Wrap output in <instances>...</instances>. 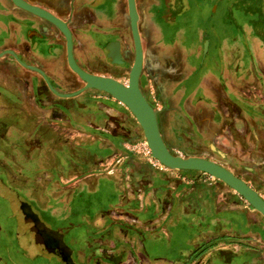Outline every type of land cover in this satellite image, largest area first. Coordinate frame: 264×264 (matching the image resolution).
Instances as JSON below:
<instances>
[{"label": "flooded vegetation", "instance_id": "obj_1", "mask_svg": "<svg viewBox=\"0 0 264 264\" xmlns=\"http://www.w3.org/2000/svg\"><path fill=\"white\" fill-rule=\"evenodd\" d=\"M8 1L28 30L18 37L10 30L1 33L0 54L12 51L41 72L23 66L14 54L0 57V203L5 207L0 209V264H164L152 257L147 247L152 240L116 250L104 243V233L95 238L78 211L72 212V220L66 217L62 231L51 224L52 216H61L84 195L90 196L82 200L90 216L107 217L108 208H93L96 191L78 194L74 183L112 180L121 202L136 178L127 166L132 156L125 150L128 138L121 127L114 137L108 128L111 115L106 114V124L102 117V127L75 119L72 109L62 119L66 106L78 110L94 103L98 109V94L112 97L94 89L61 96L86 85L68 64L66 36L53 23ZM24 1L67 25L75 61L84 71L128 78L135 59L133 34L127 35L116 17L100 16L96 0H70L65 12L54 8L53 0ZM126 4L129 10L128 0ZM136 7L144 53L140 84L157 111L169 149L214 161L264 195V0H136ZM127 20L132 32L129 12ZM82 42L89 45L84 48ZM112 47L119 50L122 64L110 60ZM201 62L203 71L198 70ZM149 82L154 99L145 87ZM82 135L98 140L80 143ZM113 144L120 150L115 156ZM180 172L182 178L215 185L218 193L233 192L204 173ZM108 198L110 194L103 202ZM112 214L120 222L125 210Z\"/></svg>", "mask_w": 264, "mask_h": 264}, {"label": "crops", "instance_id": "obj_2", "mask_svg": "<svg viewBox=\"0 0 264 264\" xmlns=\"http://www.w3.org/2000/svg\"><path fill=\"white\" fill-rule=\"evenodd\" d=\"M68 1L70 0H53L51 5L65 12ZM94 6L98 7L97 11L100 16L105 17L107 14L114 17V19L116 17L115 21L117 22H114L121 24L127 35L132 33L128 30L127 16L129 10L127 9L126 0H96ZM76 7L81 8V4L79 6L76 4ZM75 12L73 15H75ZM80 13L83 12L80 11ZM14 14L11 3L8 0H0V34L6 30H10L17 37L18 35H25L28 30L26 23L18 20ZM19 29L23 34H18L17 31ZM151 37L153 38V35ZM82 44L84 48L86 45H89L88 42H82ZM110 54L111 50H109L108 56L112 63L116 64ZM46 55L48 56V53ZM199 69L200 71L205 69L203 62H201ZM127 79L119 78L118 80L126 82ZM145 87L148 96L154 99L153 84L151 82L146 83ZM152 90L153 95L151 94ZM97 96L100 98L99 102H103L102 104L99 103L98 109L94 103L91 104V107L90 104L86 107L79 105L78 110H74L75 108L72 105L66 106V110L60 112L63 115L62 119L69 118L68 113H72L70 110L72 109L75 119L88 122L93 127H98L99 125L102 127V117L104 118V124H106L107 114L111 115L110 120H108V123H110L108 128L112 130L113 137L119 133L117 131L119 124L129 132V124L134 126L136 123L134 122L135 118L131 116L127 107L114 100V98L104 99L106 97L103 94L101 95V93ZM113 116L118 117V122L115 119L113 120ZM136 130L138 131V129ZM72 135L75 136L74 133ZM86 136L82 135V138L79 137L78 141L81 143L88 139V141L95 143L98 140L92 137L89 139ZM112 146V154L114 156L118 155L120 153L119 147L114 144ZM127 166L129 173L136 177L129 185L131 186L130 190H128V192L130 191V195H125L121 202L119 199L117 200L118 197H114L113 199L110 197L95 206V208L98 205H101L105 209L108 208L107 217L100 218L96 215L93 218L92 215L85 214L87 203L83 202L82 199L79 202L84 204H82L83 207H80L81 204L79 205L77 210L78 216L85 218L80 219V221H88L91 232L95 234V238L101 237L100 235L104 233V243L114 246L116 250L120 251L125 247L130 248L136 244L138 245L140 242L138 243L137 240H141L142 246L147 245V239L152 240L153 243L150 242L151 244H148L150 246H147L150 248L151 246H156L160 240L168 238L173 240L175 234L185 230L186 233L191 235L186 243L187 249L181 247L178 257L174 260L160 259V261L165 262L164 264H172L173 262L174 264H178V262L179 264H264V236L258 235L256 232V227L262 223L261 219L264 220V216L258 217L259 214L251 210L250 206L234 190L233 192L228 191V196H226L223 192L218 193L215 190V185L205 184L199 179L193 180L188 178L187 175L185 178H182L180 171H160L154 169L141 159L130 157L127 161ZM63 181L66 182L67 180L64 179ZM74 185L77 186L78 194L91 192V184L88 186L84 179L78 183H74ZM61 187L67 190L69 186L61 185ZM114 187H116L115 183ZM211 188L215 197L213 196V199L209 202L208 195ZM64 191H62V196H64ZM135 193L137 196H134ZM110 196L112 195L110 194ZM262 196L264 197V195ZM60 205L64 206L65 203H61ZM119 208L125 210L124 218L120 222L112 214L114 210L116 211ZM210 210H212L211 213ZM234 213H243L244 218L246 217V219L251 220L252 222L250 221L249 227H253L254 231L251 233H241L240 230L234 231L238 227L225 222L226 218L223 219L221 217L222 215L235 216L233 215ZM235 217V220L229 221L239 222L237 221V216ZM230 218L232 219V217ZM221 220L223 221L221 222ZM66 225L60 228L63 229ZM102 225H106L104 229H102ZM238 225L240 227V224ZM128 241H131L130 244Z\"/></svg>", "mask_w": 264, "mask_h": 264}, {"label": "water", "instance_id": "obj_3", "mask_svg": "<svg viewBox=\"0 0 264 264\" xmlns=\"http://www.w3.org/2000/svg\"><path fill=\"white\" fill-rule=\"evenodd\" d=\"M12 2L17 7L53 23L66 36L68 64L70 68L86 83V85L84 88L74 93L60 94L61 96L68 98L75 97L89 89H94L98 92H104L110 95L114 100L126 106L135 117L143 131L145 141L151 150L152 158L159 161L170 171H195L222 181L232 188L248 205L264 216V198L258 191L248 185L246 181L237 177L230 170L214 161L199 157H183L174 154L166 144L160 130L157 111L148 101L140 84L144 65V53L138 27L139 14L136 7V0H128L131 29L135 41V59L126 82H122L113 77L93 75L84 71L75 61L72 35L64 22L44 9L33 6L24 0H12ZM110 50V56L114 63L121 64L122 59L119 50L114 49V47ZM5 53L14 54L23 66L38 70L37 68L25 64L12 51L3 52L0 54V57L5 55Z\"/></svg>", "mask_w": 264, "mask_h": 264}, {"label": "rangeland", "instance_id": "obj_4", "mask_svg": "<svg viewBox=\"0 0 264 264\" xmlns=\"http://www.w3.org/2000/svg\"><path fill=\"white\" fill-rule=\"evenodd\" d=\"M116 114V112H115ZM131 116L133 118H135L132 113L130 112ZM116 116V115H115ZM136 124H134V126H132L131 124H129V129L130 131L127 132L126 129H124V127L122 128V126L119 124V126L121 127L122 131H124V133L127 135V142H125V150L127 151V153L129 155L132 156V158L135 159H141L143 160L145 163H147L148 165H150L152 167V165L150 164L149 160L146 158V156H144L142 153L138 152V151H134L132 148H134L135 146L141 145V144H145V138H144V134L143 131L141 129V127L139 126V124L137 123L136 119L134 121ZM133 123V122H132ZM138 129V131L136 130ZM147 144V143H146ZM154 168V167H152ZM202 182V181H201ZM210 182V181H209ZM203 183H206V181H203ZM91 189L92 191H96L95 195H91V198L93 199V201L96 202V204H94L93 208H95V206L97 205V203H102L103 200L106 199L107 194H111L112 196L111 199H113L114 197H118V192L116 190V188L114 187V182L112 180H108V181H103V182H97L96 184H91ZM87 193V192H86ZM85 193V194H86ZM213 189L211 188L209 191V202H211L210 200L213 199ZM90 196H86L84 195L83 197H81L82 200H85L84 198H88ZM215 197V196H214ZM75 202V201H73ZM81 200H77L75 203H70L69 207H66L63 211V213H60L61 216H55L57 218H54L52 211L47 212L46 218L48 219V215L52 216V219L50 222L51 224H53V226H57L59 225L60 227L67 224L65 221L66 217H68L69 219H73L72 218V212L73 211H77L79 208V205L81 203ZM83 204V203H82ZM82 204L80 205V207H83ZM87 207V206H86ZM0 209L1 211H5V207L0 203ZM70 210V211H69ZM69 211V212H67ZM89 211H91L90 209L86 208V213H89ZM212 210H210L211 213ZM242 212V211H241ZM55 213V211H54ZM56 215V214H55ZM233 215L237 216L239 222H230L229 220H235L236 217L235 216H231V215H226V216H221L223 219H225V222H228L230 224L236 225V230L234 231H239L241 233H248V232H252L254 231V228L249 227L251 224V220L246 219V217L244 218V214L243 213H234ZM232 217V219L230 218ZM257 219V218H256ZM71 220H69V222H71ZM75 220V219H74ZM246 220V221H245ZM67 221V220H66ZM77 221V220H75ZM223 220H221L222 222ZM251 221V222H250ZM261 224L257 225V230L256 232L258 233V235L264 236V220H262ZM49 222V223H50ZM247 222V223H246ZM50 224V226H51ZM240 224V227L239 225ZM60 231H62V228H60ZM67 237V236H66ZM191 235L189 233H186L185 230L180 231L179 233L175 234V237L173 238V240L168 239H164V240H160L157 242L156 246H151L150 248L151 250V255L152 257L158 258V259H162V260H169V259H176L178 257V253H179V249L182 248H186L187 249V242L190 239ZM195 244V243H194ZM61 264V261H60Z\"/></svg>", "mask_w": 264, "mask_h": 264}, {"label": "built area", "instance_id": "obj_5", "mask_svg": "<svg viewBox=\"0 0 264 264\" xmlns=\"http://www.w3.org/2000/svg\"><path fill=\"white\" fill-rule=\"evenodd\" d=\"M151 94L153 95V90L151 91ZM132 149L134 151L136 150V151L142 153L144 156H146V158L149 160V162L152 165V167H154V168H156V169H158L160 171H168V168L167 167H165L159 161H157L154 158H152V156H151V150H150V148L148 147V145L146 143L145 144L138 145V146H135ZM210 179H213V178L210 177Z\"/></svg>", "mask_w": 264, "mask_h": 264}]
</instances>
